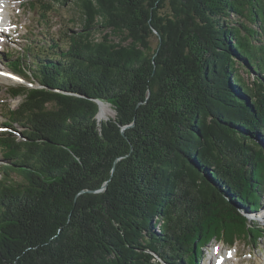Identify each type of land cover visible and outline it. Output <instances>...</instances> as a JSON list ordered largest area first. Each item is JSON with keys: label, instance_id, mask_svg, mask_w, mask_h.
<instances>
[{"label": "trees", "instance_id": "trees-1", "mask_svg": "<svg viewBox=\"0 0 264 264\" xmlns=\"http://www.w3.org/2000/svg\"><path fill=\"white\" fill-rule=\"evenodd\" d=\"M28 1L43 19L72 1L80 28L5 56L37 86L7 90L22 98L1 123L0 264H199L213 239L264 237L247 218L264 194V0Z\"/></svg>", "mask_w": 264, "mask_h": 264}, {"label": "rangeland", "instance_id": "rangeland-1", "mask_svg": "<svg viewBox=\"0 0 264 264\" xmlns=\"http://www.w3.org/2000/svg\"><path fill=\"white\" fill-rule=\"evenodd\" d=\"M0 1L3 2L1 3L3 5V21L5 23L9 22V20L16 22V28L10 32L7 39H2L0 41V67L6 68L5 56L7 53L11 55L17 54L25 44L27 46L26 41H29V39L32 40L35 45V40H41L43 42L49 41L50 38L57 37L67 28L70 30H77L80 28V11L72 1L54 7V9L48 13L47 19H43L39 15V11L42 9L41 5H39L36 10H33V7L29 4L30 1L27 0ZM32 30H35V36ZM151 42L154 46L157 40L152 38ZM241 74L247 81L252 80V77L247 76L245 72L241 71ZM18 83L29 85V82L22 78L18 77L17 80H14L10 73L7 77L0 76V125L6 120V111H8L9 108H16L22 98H10L7 93L9 87ZM35 86L37 85L35 84ZM106 105L112 109V113L110 112L107 115L98 116L99 119H107L114 116L115 112L112 106L109 104ZM4 162L0 153V163ZM261 204L262 207L260 211H258L257 214H252L251 217H254L252 219L253 222L260 226L264 232V194ZM247 242L248 241L245 239L236 240L234 245L229 247L223 244L221 240L213 239L211 241V246L203 248V260L202 262L200 261L199 264H219V257H226V255L231 258H227L224 264H264V237L260 238L253 246H249Z\"/></svg>", "mask_w": 264, "mask_h": 264}, {"label": "bare ground", "instance_id": "bare-ground-1", "mask_svg": "<svg viewBox=\"0 0 264 264\" xmlns=\"http://www.w3.org/2000/svg\"><path fill=\"white\" fill-rule=\"evenodd\" d=\"M28 1V0H27ZM112 113V109L106 105L105 103L103 104H100V108H99V111H98V114H97V117L98 116H104V115H107L108 113ZM99 118V117H98Z\"/></svg>", "mask_w": 264, "mask_h": 264}, {"label": "water", "instance_id": "water-1", "mask_svg": "<svg viewBox=\"0 0 264 264\" xmlns=\"http://www.w3.org/2000/svg\"><path fill=\"white\" fill-rule=\"evenodd\" d=\"M28 86H35L34 84H32V83H29V85ZM97 102H98V105H99V108H100V104H102V103H104L103 101H101V100H97ZM106 104H108V103H106ZM105 187V185L103 186V188Z\"/></svg>", "mask_w": 264, "mask_h": 264}]
</instances>
